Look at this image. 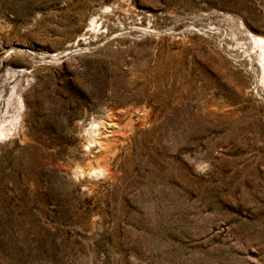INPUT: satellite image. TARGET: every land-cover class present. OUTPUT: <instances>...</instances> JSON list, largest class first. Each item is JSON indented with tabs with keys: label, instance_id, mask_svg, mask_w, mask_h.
<instances>
[{
	"label": "rangeland",
	"instance_id": "374dc122",
	"mask_svg": "<svg viewBox=\"0 0 264 264\" xmlns=\"http://www.w3.org/2000/svg\"><path fill=\"white\" fill-rule=\"evenodd\" d=\"M255 37L264 0H0V264H264Z\"/></svg>",
	"mask_w": 264,
	"mask_h": 264
},
{
	"label": "bare ground",
	"instance_id": "6f19581e",
	"mask_svg": "<svg viewBox=\"0 0 264 264\" xmlns=\"http://www.w3.org/2000/svg\"><path fill=\"white\" fill-rule=\"evenodd\" d=\"M252 41H254V44L260 49L262 50V54H263V49H264V39L260 38V37H255ZM262 62V61H261ZM262 66V82H264V63ZM91 132V131H90ZM89 132V134H90ZM9 132L5 131L2 126L0 127V138L2 139V137H5L8 135ZM89 172H91V175H96L99 176L101 174V170L100 169H91L89 170Z\"/></svg>",
	"mask_w": 264,
	"mask_h": 264
}]
</instances>
